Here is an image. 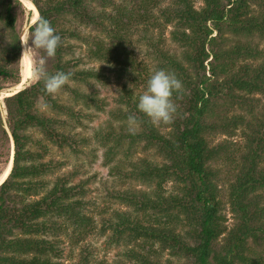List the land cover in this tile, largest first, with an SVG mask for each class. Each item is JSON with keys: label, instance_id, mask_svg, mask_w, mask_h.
I'll use <instances>...</instances> for the list:
<instances>
[{"label": "trees", "instance_id": "obj_1", "mask_svg": "<svg viewBox=\"0 0 264 264\" xmlns=\"http://www.w3.org/2000/svg\"><path fill=\"white\" fill-rule=\"evenodd\" d=\"M204 2L197 9L194 0H32L39 17L29 35L46 18L62 38L54 57L40 49V66L71 77L55 94L45 91L41 79L4 99L14 157L0 185V264H110L98 260L100 249L91 242L107 230L104 243L110 247L146 239V253L124 254L137 264H264L254 249L264 244V194L258 193L264 191V111L244 132L247 143L235 151L237 173L226 203L236 223L229 229L217 165L225 156L233 172V135L245 119L211 109L220 104L215 101L241 108L254 101L251 95L264 98V51L249 40L264 38V0ZM20 5L0 0V94L3 82L21 80ZM168 26L180 54L162 52ZM140 27L146 53L154 51L159 63L153 70L135 58L130 37ZM80 45L89 48L81 53ZM87 64L91 67H83ZM107 68L122 80L111 113L120 123L99 126L91 138L87 132L96 112L107 107L98 89L110 83ZM154 69L174 73L184 87L174 94L181 103L171 136L137 107ZM130 115L137 119L132 131ZM218 132L228 139L213 145ZM94 141L107 149L103 166L111 177L134 186L92 197L98 179L96 173L85 177V159L98 157ZM137 149L144 158L134 159ZM157 154L159 161L151 158ZM125 206L133 211H121ZM165 251L171 260L160 258Z\"/></svg>", "mask_w": 264, "mask_h": 264}, {"label": "rangeland", "instance_id": "obj_2", "mask_svg": "<svg viewBox=\"0 0 264 264\" xmlns=\"http://www.w3.org/2000/svg\"><path fill=\"white\" fill-rule=\"evenodd\" d=\"M116 1H119V0H116ZM166 1L168 2V0H165V2ZM20 2H21V5L18 8L19 19H18V23H17V29L20 33L21 41L23 43V52H24L25 45H27L28 43H29V45H31V40H29V27L31 26V24H33L35 22H32L34 12L29 10L28 5H27V3L33 4L32 0H20ZM204 4H205L204 0H194V6L197 9H200ZM254 7H255L258 15H259V11L261 10V8L258 5L254 6ZM140 30H142V27L139 28V31H134V35H132L130 37V40L132 41V44H133V48H135V58H136L137 63H139L142 68L146 64L150 70H153V68H156L159 63L156 61L157 58H156V54L154 51H150V52L146 53L147 48L145 46V40L141 36L142 34L140 33L141 32ZM171 30H172L171 26H168V28L165 30L164 37L162 38V42H163L162 43V52L168 53L170 55L175 54V53L180 54L179 53L180 52L179 44L172 41ZM235 40H236V38H235ZM249 40H250L252 46L257 47L258 49L264 51V38H261L259 36V34H257L254 38H250ZM79 47H80V49L78 51L81 53H84L85 50H88L87 48H89V46H84V45H80ZM78 54L79 53L77 52V55ZM140 55H141V59H139ZM146 55H148V57ZM25 56L27 57L28 62H29V68L31 71V77L32 78H30V80H28L27 85H25L22 89H24V88L32 85L34 82H36L37 79H35L33 74H32L33 70L35 67L40 66L42 64V62L44 61V59L40 53V49H33L30 52L26 53ZM23 58H21V59L23 60ZM21 62L22 61H20V67H19L20 75H21ZM83 67L88 68V67H91V65L87 64L86 66H83ZM154 70H157V69H154ZM105 72H106V76H110V78H111L110 83L107 87L98 86V89L101 93V97H103L107 100V107H106L104 112H101V113L96 112L98 117L92 123L91 129L88 130V132H87V135L91 138L94 137L93 133L96 129H98L99 126H101V125L108 126L109 124L119 126V123H120V121H118L117 118L112 116L111 113L115 112L117 107H118L119 103H117V101H116L117 100L116 96L118 95V92H119L118 91L119 87H120L119 82H122V80L119 79V76L116 75L115 72L112 73L109 68H107L105 70ZM22 79L23 78L21 75V80H20L19 84H15L11 81L7 82V83H5V82L2 83V85L4 86V89L0 94V108H1V110H0V176L4 173L5 170H7V168L11 164V156H12V165H13V155H14L13 138H12V134H11V131L9 128V124H8V117H7L8 112H7V107H6V104L4 102V99L6 97H9V96L13 95L14 93L22 90V89H18L19 88L18 85L21 84ZM88 90H89V88H88ZM250 98H254L253 99L254 101H251L246 106L244 105L245 107H241V108L236 107V106H235L236 107L235 108V107H232L230 105L221 104V103H228L227 101H223V100H222V102L221 101L220 102L215 101L214 103H220V104L219 105L217 104L218 106H216V107H211L212 111L214 109L218 112H221V114H223V116L226 115V116H229L230 118H232L233 115H242L245 119V123L240 124V126H238L236 133L233 135L232 141H233L234 146H232V148H231L232 150L234 149L233 172H230L226 168V166L224 165V163L227 159L225 156L222 157L223 162H221L220 164L217 165V167L222 170L220 188H221L222 200L226 204L224 206L222 214H224V216L226 218V225L228 226L229 229L232 228L233 225L236 223V217L232 213L230 205L226 203L227 198H228L229 184H230L229 181L232 179L234 180L235 175L237 173V170L234 171V167L238 163V155L235 154V151H236V149L239 150L241 147H243L247 143V141L244 137V132L249 131L248 126L250 125V123H252L253 126L256 124V121L262 117L261 113L264 111V98L261 94L251 95ZM258 99H260V101H261L260 103H257ZM174 102H175V104L181 103V102H179L178 99L177 100L174 99ZM120 107H121V105H120ZM175 121L176 120L171 121L170 123H167V124H165V123H154V126L159 131L164 133L165 135L171 136L173 133H175V130L177 129V124L174 125V123H176ZM226 139H228V136L223 134V133H220V132L215 133L211 137L213 145L214 144L217 145ZM95 142L96 141L93 142L92 148L96 147L98 149L97 150L98 151V157L96 158V160H95V158H92V157L89 158L88 160L85 159L86 160L85 161L86 169L88 170V173L86 174L85 177H91L94 173H96L97 179H98L97 182L95 180V183H93L91 185V189L94 190L92 197L95 199L101 193H103V194H107V192L109 193V190L112 191L114 189H116V190L125 189V187H127L129 189L131 186H134V183L131 181H124L125 183H121V182L115 180L116 178L111 177L110 168L107 166H103V158H104L103 153L107 149L101 148V146H99ZM138 149H137V154L134 157L135 160H138L140 158H144V156H145V153L142 152L141 150H138ZM232 150L230 152H232ZM151 158H153V160H158V161L161 160V157L158 154L152 155ZM230 158H232V157H230ZM11 169H12V166H11ZM11 169H10V172H11ZM102 180H106V183H107L106 186H103L101 184ZM115 183H116V186L113 187L112 185H114ZM170 185L171 184L169 183L167 185V187L170 188ZM136 187L139 189L141 186H136ZM95 189H99L100 191L99 192L95 191ZM258 193L260 195H263L264 191H260ZM262 205H264V203ZM101 206H104V204H102ZM117 206L118 205H116V207ZM129 209L130 208L128 206H125V207L121 208V211H128ZM130 210L133 211L132 209H130ZM141 217H143V218L147 217V219H150L149 215H144ZM141 220H142V223H144V224L147 223V221L145 219H141ZM98 226L100 227L99 224H98ZM110 233H111V230L106 231L107 235H109ZM106 234L104 237H102L100 239H99V237H96L98 239H96V238L91 239V242L94 243L95 245H97V249L98 248L100 249L99 254H97L98 260L102 259L106 263L114 264L115 261L119 260V261L123 262L124 264H137V260H135L134 258L131 259L127 256H124V254L126 252L133 251V250L138 254L146 253V249H147L146 247H150L149 243L146 242V239H144V238L139 239L138 242H136V243H132V244L122 243V246H120V247H117V248H115L113 246L110 247V246H107L105 244V243H108V239H106V237H108V236ZM144 243H145V245H144ZM155 248H157V247H155ZM254 249L257 251L258 255L262 256L264 259V244L258 243L257 245H254ZM160 258L163 259L164 261H166V260H171L173 257L168 251H165V252L160 253ZM175 260H177V259H175ZM63 264H69V262L65 261Z\"/></svg>", "mask_w": 264, "mask_h": 264}, {"label": "clouds", "instance_id": "obj_3", "mask_svg": "<svg viewBox=\"0 0 264 264\" xmlns=\"http://www.w3.org/2000/svg\"><path fill=\"white\" fill-rule=\"evenodd\" d=\"M29 40L31 45L24 44L21 58L33 49H43L47 56L54 57L62 38L48 19L41 18L31 30ZM32 74L35 79L43 80L44 89L49 94H55L71 77V73L64 71L48 73L43 66L35 67ZM182 86L181 80L174 73L165 69L156 70L147 80L146 90L139 96L137 104L139 111L154 123H170L177 111L174 94L181 90ZM128 124L129 130L132 131L137 124L134 115L128 117Z\"/></svg>", "mask_w": 264, "mask_h": 264}, {"label": "bare ground", "instance_id": "obj_4", "mask_svg": "<svg viewBox=\"0 0 264 264\" xmlns=\"http://www.w3.org/2000/svg\"><path fill=\"white\" fill-rule=\"evenodd\" d=\"M28 5V9L33 11L34 12V16H33V20L32 22H35L37 19H38V10L37 8L33 5V4H29L27 3ZM21 75H22V81H21V84L18 85V89H22L25 85H27L28 83V80H30L31 77V71H30V68H29V62H28V59L26 56H24L23 60L21 59ZM11 166H12V156H11V164L9 165V167L7 168V170L4 171V173L0 176V184L2 182L5 181V179H7L9 173H10V169H11Z\"/></svg>", "mask_w": 264, "mask_h": 264}, {"label": "water", "instance_id": "obj_5", "mask_svg": "<svg viewBox=\"0 0 264 264\" xmlns=\"http://www.w3.org/2000/svg\"><path fill=\"white\" fill-rule=\"evenodd\" d=\"M19 92V91H18ZM17 93V92H16ZM15 94V93H14Z\"/></svg>", "mask_w": 264, "mask_h": 264}]
</instances>
